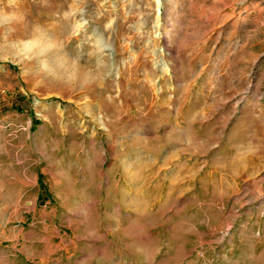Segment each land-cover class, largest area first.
I'll list each match as a JSON object with an SVG mask.
<instances>
[{
    "label": "rangeland",
    "instance_id": "rangeland-1",
    "mask_svg": "<svg viewBox=\"0 0 264 264\" xmlns=\"http://www.w3.org/2000/svg\"><path fill=\"white\" fill-rule=\"evenodd\" d=\"M0 264H264V0H0Z\"/></svg>",
    "mask_w": 264,
    "mask_h": 264
},
{
    "label": "bare ground",
    "instance_id": "bare-ground-1",
    "mask_svg": "<svg viewBox=\"0 0 264 264\" xmlns=\"http://www.w3.org/2000/svg\"><path fill=\"white\" fill-rule=\"evenodd\" d=\"M64 60H65V59H64ZM67 64H68V63H67ZM67 64H66V65H67ZM72 72H74V70L68 68V65L62 67L60 70H59V69L56 70V73H58L59 75H64V76H65V74H71Z\"/></svg>",
    "mask_w": 264,
    "mask_h": 264
}]
</instances>
